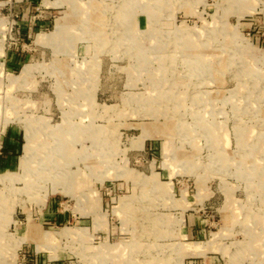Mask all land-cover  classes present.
Segmentation results:
<instances>
[{
  "label": "rangeland",
  "instance_id": "374dc122",
  "mask_svg": "<svg viewBox=\"0 0 264 264\" xmlns=\"http://www.w3.org/2000/svg\"><path fill=\"white\" fill-rule=\"evenodd\" d=\"M0 175V264H264V0H0Z\"/></svg>",
  "mask_w": 264,
  "mask_h": 264
},
{
  "label": "bare ground",
  "instance_id": "6f19581e",
  "mask_svg": "<svg viewBox=\"0 0 264 264\" xmlns=\"http://www.w3.org/2000/svg\"><path fill=\"white\" fill-rule=\"evenodd\" d=\"M123 15L128 16V13L125 12V10H124V14ZM91 19L94 20L92 17H91ZM95 19L97 20V18H95ZM35 136H36L35 130L31 129L28 126L27 143H26V154H25L24 160H23L24 172H26L27 174H31V175L35 176L36 178L38 177L37 176L38 173L41 170L43 171V169H45V168L47 170H51V173L53 175L60 174V173H63V172H68L69 171L68 168L65 165H63V164H62V166H61V164L59 165L57 160L54 157H50V159L48 158L50 156V154H51L50 151L53 152L52 148L49 150V149H47L46 146L40 147L41 146L40 145L38 147V142H37V139H36ZM40 151H44L46 153V157L44 159L45 161H43V158L38 159L36 161L35 156H37L38 152H40ZM35 163L40 164L41 168L39 169V166H38V168L37 167L34 168L33 166H34ZM52 170H54V171H52ZM43 173H44V171H43ZM0 178H2V180H3V179L6 178V176L5 175H0ZM30 184H33V183H30Z\"/></svg>",
  "mask_w": 264,
  "mask_h": 264
},
{
  "label": "crops",
  "instance_id": "0c3cea01",
  "mask_svg": "<svg viewBox=\"0 0 264 264\" xmlns=\"http://www.w3.org/2000/svg\"><path fill=\"white\" fill-rule=\"evenodd\" d=\"M202 245V244H201ZM196 247H200V243H198V245L196 244V243H193V244H189L188 246H187V249L188 250H191V249H193V250H195V248Z\"/></svg>",
  "mask_w": 264,
  "mask_h": 264
}]
</instances>
